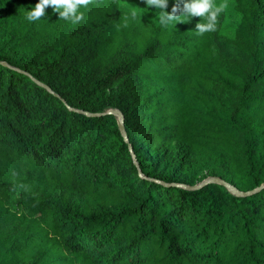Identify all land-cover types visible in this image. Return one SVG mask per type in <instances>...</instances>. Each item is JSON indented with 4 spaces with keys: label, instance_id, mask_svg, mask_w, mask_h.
<instances>
[{
    "label": "trees",
    "instance_id": "16d2710c",
    "mask_svg": "<svg viewBox=\"0 0 264 264\" xmlns=\"http://www.w3.org/2000/svg\"><path fill=\"white\" fill-rule=\"evenodd\" d=\"M38 2L0 0V264H264V187L185 189L264 184V0L203 35Z\"/></svg>",
    "mask_w": 264,
    "mask_h": 264
},
{
    "label": "clouds",
    "instance_id": "9594fccd",
    "mask_svg": "<svg viewBox=\"0 0 264 264\" xmlns=\"http://www.w3.org/2000/svg\"><path fill=\"white\" fill-rule=\"evenodd\" d=\"M92 3L93 0H39L25 18L30 22L39 20L45 15V9L52 7L59 13V19L77 24L84 19L80 9ZM144 3L148 9L159 10L158 22L164 27L184 23L185 17H199L201 22L195 26L199 35L216 31L219 17L228 8V0H174L170 12L167 11L169 0H144ZM129 15L134 20L137 14L133 11ZM128 18L125 17V26Z\"/></svg>",
    "mask_w": 264,
    "mask_h": 264
},
{
    "label": "rangeland",
    "instance_id": "374dc122",
    "mask_svg": "<svg viewBox=\"0 0 264 264\" xmlns=\"http://www.w3.org/2000/svg\"><path fill=\"white\" fill-rule=\"evenodd\" d=\"M118 3H119V6L121 8L129 9L131 11H135V12L142 14V15L144 14V11L141 8H144V7L147 8L145 3H142V2L140 3V2H137L136 0H118ZM230 4H231V2H230V0H228V8L225 11L226 15H227V23H225V25L223 26V33H228V30L231 31L232 23H229L230 19H232V22H233V19L234 20L237 19V15L233 12ZM153 16H154V18H156L158 16V14H156V15L154 14ZM148 17H152V16L148 15ZM115 87L116 86L113 87V90H115ZM203 181L204 180H202L201 182H203Z\"/></svg>",
    "mask_w": 264,
    "mask_h": 264
},
{
    "label": "water",
    "instance_id": "95a60500",
    "mask_svg": "<svg viewBox=\"0 0 264 264\" xmlns=\"http://www.w3.org/2000/svg\"><path fill=\"white\" fill-rule=\"evenodd\" d=\"M109 113H111L112 115L116 116L117 119H118V129H119V132H120V135L122 137H124V132H123V129H122V125H121V120H122V116L121 114L116 111V110H112L110 111ZM205 184H218V185H221L223 186L224 188H226L229 192L237 195V196H246V195H249V194H252L254 192H257L259 191L261 188L264 187V184L260 185L259 187H257L255 190L253 191H250V192H245V193H238L236 192L232 187H230L229 185H227L226 183H224L223 181L217 179V178H209V179H206L204 180L203 182L197 184V185H194V186H191V187H185V189H189V190H195V189H198L200 188L201 186L205 185Z\"/></svg>",
    "mask_w": 264,
    "mask_h": 264
}]
</instances>
